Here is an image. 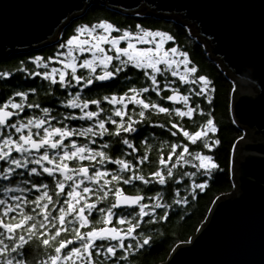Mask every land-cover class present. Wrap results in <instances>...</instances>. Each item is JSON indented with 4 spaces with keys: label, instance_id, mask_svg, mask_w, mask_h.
I'll return each instance as SVG.
<instances>
[{
    "label": "snow or ice",
    "instance_id": "snow-or-ice-1",
    "mask_svg": "<svg viewBox=\"0 0 264 264\" xmlns=\"http://www.w3.org/2000/svg\"><path fill=\"white\" fill-rule=\"evenodd\" d=\"M173 39L140 24L133 31L100 19L76 27L59 45L66 51L32 58L43 71L17 69L42 83L0 94V264H125L151 241L136 235L146 217L150 224L167 220L173 204H187L178 187L165 203L172 185L218 169L213 155L202 151L219 144L209 135L217 127L211 113L198 123L205 113L193 99L211 104L215 89L186 52L165 48ZM11 75L0 72L6 82ZM98 82L112 94L91 95ZM113 84H123L119 93ZM40 89L49 106L30 100ZM153 113L167 119L153 124ZM147 128L162 129L168 140L157 148L142 137L138 146L134 141ZM185 165L195 171L178 178L175 170ZM191 187L195 195L207 183ZM157 209L169 211L158 215ZM129 239L136 243L126 244Z\"/></svg>",
    "mask_w": 264,
    "mask_h": 264
},
{
    "label": "water",
    "instance_id": "water-1",
    "mask_svg": "<svg viewBox=\"0 0 264 264\" xmlns=\"http://www.w3.org/2000/svg\"><path fill=\"white\" fill-rule=\"evenodd\" d=\"M187 27L234 84L233 191L162 264H264V0H0V59L58 42L93 5Z\"/></svg>",
    "mask_w": 264,
    "mask_h": 264
},
{
    "label": "trees",
    "instance_id": "trees-1",
    "mask_svg": "<svg viewBox=\"0 0 264 264\" xmlns=\"http://www.w3.org/2000/svg\"><path fill=\"white\" fill-rule=\"evenodd\" d=\"M100 19H107L116 25L126 28L129 30H135V25L140 24L148 30L152 31H164L166 34L174 37L173 41L169 42V47H177L179 50L184 51L188 54L191 61V66H196L198 68V75H204L212 81V87L215 91L212 93V103L209 104L207 99L202 97H194L195 101H202V108L204 109L205 115L203 117L197 116V121L202 122L207 115L211 113L214 123L217 127V132L215 134H209L212 139L219 140L212 151L209 153L207 149H202L204 154L213 155L215 162L218 164V169L215 170L211 177L206 175H201L197 173L196 176L189 179L184 177L182 183L177 186L172 185V196L165 194V203H172V199L175 198L174 194L179 188L180 196L187 198V204L175 205L173 204L171 210L157 209V214L162 215L165 211H169L167 220H159L156 223H147L148 218H145V222L142 224L141 229L137 230L136 235L141 232L143 235L151 236V241L149 245H146L138 250H133L129 255L128 261L125 264H162L164 263L174 247L179 244L188 243L194 235H196L199 228L206 221L209 211L213 203L221 196L228 195L233 191L232 182V151L236 142L242 138V132L235 125L232 115H231V101L234 90V84L227 80L226 76L220 71L219 67L215 62L208 58V54L204 46L199 44L196 39H194L188 28L176 24L172 21L158 20L156 18H149L144 15V13L134 14L130 16L121 15L107 8L97 4L93 5L87 9L85 14L81 17L71 21L61 32L60 38L54 45L44 47L37 51L30 52L28 54L22 55H12L0 59V72H10L12 75L8 78L7 82L0 78V94L11 93L15 90H25L28 91L27 85L32 84L35 80L34 86H39L42 81L36 77H28L24 73L17 71L20 67H26L30 70L43 71V69H35V65L31 64L30 61L35 56L39 55L44 58L49 56H55L57 51H65L66 49H59V45L66 41V39L74 34V30L81 24L88 22H96ZM23 62V64L21 63ZM51 67H60L57 64H50ZM78 71H82L79 70ZM135 72L134 69H130L129 74ZM14 77V78H13ZM169 79H175L169 76ZM45 85L47 82H43ZM113 91L119 93L123 84L119 86L113 84L110 85ZM126 90V88L124 89ZM198 90V89H197ZM85 93H82V95ZM112 92L109 91L108 87L99 86L93 89L91 95L94 97H102L104 95H111ZM187 94V93H185ZM153 98L158 99L154 97ZM30 100L42 103L44 106H49V103H45L48 98L45 97L43 89H40L38 94L30 95ZM170 103V102H166ZM53 108H58L59 111H65L63 108H59L56 103L51 104ZM182 106V105H181ZM107 107V105H105ZM133 107L130 106L128 111L131 113ZM138 111V109H137ZM39 109H36L34 113L38 114ZM167 119L163 114L151 115V122L162 123ZM81 125L87 126L84 122H73V127H80ZM140 127H145L141 124ZM162 129H155L153 131L151 128H147L145 132L142 133L141 137H136L134 143L140 146V141L142 137H147L150 144H154L159 147L160 141L168 140V135H161ZM175 137H172V142H175ZM77 142H83L82 138H77ZM143 147L141 146V152H143ZM165 152L168 150L164 149ZM151 155L153 158L157 156V150H153ZM114 169L115 166H109ZM177 171V176L179 178V173L183 171L194 172L195 169L191 168L189 165H185L183 168L175 170ZM147 173V168H145ZM195 183H207L205 189H196L195 195H190L192 191V184ZM127 187V186H125ZM142 187V186H141ZM151 195V193H149ZM2 198V197H0ZM135 244L136 241L129 239L125 242Z\"/></svg>",
    "mask_w": 264,
    "mask_h": 264
},
{
    "label": "rangeland",
    "instance_id": "rangeland-1",
    "mask_svg": "<svg viewBox=\"0 0 264 264\" xmlns=\"http://www.w3.org/2000/svg\"><path fill=\"white\" fill-rule=\"evenodd\" d=\"M59 38H60V36H59ZM170 42V41H169ZM169 42H167L166 44H165V48H170V47H172V46H168L169 45ZM123 46V45H122ZM138 47H141V48H143V47H148V45H138ZM66 51V50H65ZM89 54H87V53H85V56H88Z\"/></svg>",
    "mask_w": 264,
    "mask_h": 264
}]
</instances>
